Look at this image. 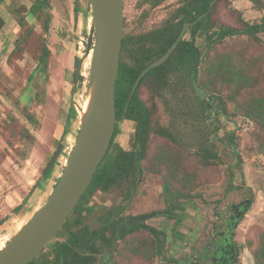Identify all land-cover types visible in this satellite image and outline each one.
<instances>
[{
    "label": "rangeland",
    "instance_id": "374dc122",
    "mask_svg": "<svg viewBox=\"0 0 264 264\" xmlns=\"http://www.w3.org/2000/svg\"><path fill=\"white\" fill-rule=\"evenodd\" d=\"M182 1L168 0L161 6H180ZM141 2L142 0H124L126 13L130 11L133 14L134 6H148ZM21 4L30 8L32 0L0 1V16L4 21V26L0 28V250L53 192L79 132L80 110L88 99L91 57H86V51L92 18L88 0H53L49 10L51 21L48 35L44 34L41 19L32 20L29 13L28 24L23 29L20 28L18 15L14 11ZM245 4L244 0L219 3L214 16L217 28H241V19L261 23L264 10L258 9L252 2L247 6ZM30 29L32 34L26 36ZM45 36L51 57L48 68L42 71L35 54L38 52V44ZM258 36L260 40L256 41L264 47V32ZM238 38L245 42L251 40L248 36H237L227 38L226 42L231 43ZM241 39L239 44H243ZM19 43L23 46L22 50L18 49ZM203 44H206L205 36ZM206 51L203 50L204 57ZM81 58L84 60L81 74L83 80L73 98L72 78L77 67L76 60ZM258 69L261 70L260 76L264 84V62ZM33 71H37L42 77L39 83L37 80L29 81ZM175 94L171 92L170 99L173 103L168 106V113L163 108L162 101L155 98L156 118L162 126L173 125L171 131L179 135V144H183V147H178V151L188 158L197 151L201 152L202 135L206 130V133L210 132L209 135L213 136H209V144H213L217 153L213 166L196 169L194 164L185 161L191 171L196 170L199 180L191 190L182 189L184 195L189 196L181 198L173 193L179 185L164 179L165 173L147 170L165 169L166 164L149 160V164H143L141 183L134 187L133 190H136L130 201L124 198L118 188H113L108 193L97 192L89 202V207L97 209L86 215L84 222L89 223L92 230L100 229L101 224L96 218L111 208L124 205L126 208L122 211V216L125 218L154 211H172L176 214L175 217L157 216L145 222L158 230L169 231L174 228L171 229L169 240L171 248L178 250V254H168L167 258L173 260L175 257L178 261L169 264H207L195 259L189 263L186 258L195 254L194 251L199 250L202 243L209 242L207 234L222 219L219 216L222 211L225 212L230 204L249 199L251 206L235 231V240L241 250L242 264H255L249 242L256 244L258 231H264V130H257L255 124L234 107L235 104L229 103L224 111L218 100L208 95L205 96L206 99L213 104L210 116L205 118L202 126L193 120L187 122L180 99L176 102L181 95ZM142 96L149 103L146 89L142 91ZM72 107L76 115H71ZM28 114L35 117L37 124L28 120ZM23 129H28L34 135L33 144L20 138V131ZM133 134L134 126L128 125L122 129L115 143L129 150ZM160 143L163 145L166 142L156 144ZM60 144L63 145L61 156L49 174L43 177V170L47 168ZM156 149L158 146L154 150ZM155 158L153 155L152 160ZM180 168L182 166L178 169ZM19 206L21 209L14 211ZM62 232L65 233V230ZM140 238L150 239L151 236L146 229H140L125 239H119L114 257L116 264H165L161 256L150 261L134 255L129 240ZM60 240L62 239L55 238L51 243ZM105 247L99 251V260L108 253Z\"/></svg>",
    "mask_w": 264,
    "mask_h": 264
},
{
    "label": "trees",
    "instance_id": "16d2710c",
    "mask_svg": "<svg viewBox=\"0 0 264 264\" xmlns=\"http://www.w3.org/2000/svg\"><path fill=\"white\" fill-rule=\"evenodd\" d=\"M1 2L3 0H0ZM53 0H32L30 8L21 4L14 13L18 15V25L23 29L27 23V15L32 20H40L44 24V34L49 33L50 7ZM168 0H142V5L148 6H161ZM214 0H183L180 6H188L190 15H187L191 21L195 20L198 16L207 14L200 21L203 27V39L205 36V45L203 44V50H207L205 57L202 56L201 65V81L200 84L204 89V100L202 102L203 113L202 120L209 117L212 109V102L206 99L205 96L215 98L218 100V104L221 110H226V106L235 104L234 107L238 108L242 115L251 120L256 129L259 131L264 130V84L260 76L258 67L264 62V47H261L257 41L260 40L259 34L264 32V18L261 23L248 22L241 19L242 27L234 26H219L217 28V21L214 16L217 12L218 4L228 0H216L212 6ZM231 1V0H229ZM254 6L260 10H264V0H249ZM182 9L181 11H184ZM182 17V16H179ZM186 17H182L186 18ZM243 18V17H242ZM180 27L175 30V25H172V30L167 33L168 40L166 42H160L161 49L158 46L153 51L149 50L143 56H138L134 47L129 45L127 51L124 52L122 59L119 77L116 85V116L122 118L125 114V108H127L126 118L131 120H138L139 126L137 127L138 143L140 144L141 153V167L144 169V163L149 164V160L158 162L161 165H165V169H150L152 172L165 173L164 179L168 182H174L179 185L175 187L173 193L177 197H188L184 195L183 190H191L193 185L197 183L199 177L196 176V170L189 169L186 166L185 161L194 164V168H209L213 166V159H217V153L214 151L213 144L210 145L209 133L204 132L202 135L201 152L193 153L191 157L181 155L178 151V147H170L169 140H180L179 135L170 131L167 127H164L159 122L157 115V105L153 101L157 98L159 91V83L165 81L164 74L160 73L161 68L170 65L171 69H175V72L182 73L184 68V60L186 59V47L183 42L178 46L176 51L172 54L169 60L161 67L151 70L141 81L140 86L133 96L132 100L128 102L131 89L140 73L148 67L151 63L158 60L171 46L177 35L179 34ZM4 26V21L0 16V28ZM32 30H28L26 36L32 34ZM163 35V34H162ZM237 36H248L251 38L249 41H244L241 38L227 43V38H234ZM26 37L23 39L25 41ZM243 44H239V41ZM257 40V41H256ZM237 42V44H236ZM47 36L42 39V42L38 44V52L35 54V59L38 62V67L42 71L48 68V63L51 57V51L47 46ZM127 44V42H125ZM159 44V42H158ZM157 45V44H156ZM23 46L19 43L18 49L22 50ZM160 50V51H159ZM151 51V52H150ZM79 59L76 60V65ZM75 72L73 73L72 83L74 82ZM42 77L37 74V71H33L29 81L37 80L38 83ZM81 76L80 81L82 82ZM173 82V80H172ZM145 85V86H144ZM146 89L149 93L147 99L149 103L142 96V90ZM32 99V98H31ZM71 115H76L74 107L71 108ZM184 116H188L186 112ZM28 120L37 124V120L31 114L27 115ZM153 126V127H152ZM154 130L158 134H163L164 139L158 140V142L165 141L163 145L156 144L158 149L155 150V160L150 157L154 149H151V145L148 142L149 133ZM118 133L116 130L113 140L111 142L110 149L100 164L89 188L83 195L79 204L70 215L68 220L62 227L67 234L66 247H58L55 249L56 259L62 261H72L74 264H95V257L91 253H87L88 249L94 251H100L103 246L109 248L113 242L114 228L117 225L112 216L116 215L117 208H111L105 214H102L100 223L102 227L94 232H89L85 225L84 212H92L94 208L89 207L90 199L97 192L108 193L113 188H118L124 194V198L128 201L132 198L133 189L136 186V182L139 177V169L136 165L137 156L135 152H126L118 144L115 143V137ZM20 138L25 139L28 143L33 144L35 142L34 135L28 130L23 129L20 131ZM177 138V139H176ZM196 138V137H195ZM259 139V137H257ZM210 143V144H209ZM152 145V146H153ZM178 145V144H177ZM155 146V147H156ZM179 152V153H178ZM54 156V155H53ZM52 156V158H53ZM50 163V162H49ZM182 166V168L178 169ZM46 168L42 172V176L45 177L49 174L45 172ZM158 172V173H159ZM193 174L195 176H193ZM170 177L173 178L170 180ZM181 177V178H180ZM180 182V183H179ZM183 189V190H182ZM21 206L14 209L19 211ZM119 209V208H118ZM73 222V225H71ZM116 226V232L119 230ZM140 229H146L151 238H140L139 240H129L131 243V249L135 256L140 257L142 260H152L155 257H159L162 253V247L164 245L165 234L152 227L142 226L136 224L133 227L127 229L124 234L119 236V239H125L127 236L139 231ZM101 240L100 246H97V241ZM71 245V246H69ZM74 246V247H73ZM76 248V250H75ZM249 248L252 250L255 264H264V231L260 230L257 234V243L253 241L249 242ZM78 249L82 252L79 253ZM72 251L73 254L68 253ZM171 260H169L170 262ZM165 262V264H169Z\"/></svg>",
    "mask_w": 264,
    "mask_h": 264
},
{
    "label": "water",
    "instance_id": "95a60500",
    "mask_svg": "<svg viewBox=\"0 0 264 264\" xmlns=\"http://www.w3.org/2000/svg\"><path fill=\"white\" fill-rule=\"evenodd\" d=\"M216 0L212 2V6ZM92 12L86 57L92 52L87 84L88 99L80 110L79 132L65 168L49 198L37 209L29 221L0 250V264H29L55 237L73 213L89 188L113 140L116 125V84L124 36V0H88ZM207 14L199 17L198 21ZM187 28V27H186ZM186 28L158 60L150 64L138 77L131 97L140 80L152 69L165 63L177 48ZM84 60L78 61L72 97L78 90ZM130 97V99H131ZM60 144L45 172L53 168L61 156ZM168 213V212H166ZM156 214L132 218L121 234L136 223ZM117 246V237L110 257Z\"/></svg>",
    "mask_w": 264,
    "mask_h": 264
},
{
    "label": "flooded vegetation",
    "instance_id": "af4514ba",
    "mask_svg": "<svg viewBox=\"0 0 264 264\" xmlns=\"http://www.w3.org/2000/svg\"><path fill=\"white\" fill-rule=\"evenodd\" d=\"M182 9H185V10L181 11ZM187 9H188V6H134L133 7L134 13L131 14L130 11L126 13V9L124 7V36L122 40L120 65L124 57L123 54L125 51L128 50L129 45L135 48L136 54L140 57V56L145 55V53L149 50L153 51L156 46H158L159 49H161L162 46H164V44L162 45L160 42H166V40H168V38H166L167 37L166 35L168 32H170V30H172V25H175L176 28L174 31H176L177 28L180 27L179 24L181 23V29L179 30V34L177 35L175 41L180 36L182 31L187 27L181 41L178 44L179 46L183 42V44L186 47V53H187L186 59L184 60L185 64H184L182 73L180 75V73L175 72L176 68L172 70L170 65L165 66L164 68H161L160 73L164 74L165 81L163 83L161 82V84L159 83V91L157 94V98H159V100L162 101L163 108L167 112V110H169L168 106L171 104V102L173 103V101L170 99L171 92L173 91L174 93H176L175 95H181L179 96L180 98L176 100V102H178V100L180 99L182 103V107H183V112H186V114L188 115L187 122L193 120V122H196L197 124L199 123V125L201 124L202 126L203 121L200 120L202 119V113H203L202 102L204 100V90L200 84L201 65H202V56H203V27L200 24V21L202 18L198 21L199 17H201L202 15L198 16L195 20L191 21L189 18L186 17L187 15H190V11ZM193 14L195 13L192 12L190 16H192ZM179 16L186 17V18L182 19V17H179ZM125 42H127V44H125ZM171 46H169V48ZM161 57H159L158 59H160ZM119 70H120V67H119ZM144 77L140 80L139 84L136 87L135 92L133 93L131 97L132 90L138 78L136 79L134 86L131 89L128 102L132 100L133 96L137 92L140 86V83L144 79ZM151 102L156 104L155 100ZM166 104H167V109H166ZM127 108L128 106L124 110L125 114L127 112ZM212 111H213V104H212V109L210 111V114L212 113ZM125 114L122 116V118H117L118 122L116 125V130H118V133L115 137V141H116L117 136L120 134V132L122 131L124 127H127L128 125L134 126V134L132 136L130 149L128 150V149L123 148L120 144L118 145L126 152L136 153L137 162H138V165L136 166L138 167L140 174H139L135 187H138L139 184L141 183L142 176H143V169L140 163L141 158L139 157L141 153V148H140V144L138 143L139 139L137 137V127L139 126V121L135 119L134 120L127 119ZM164 127H167L170 131L172 130L170 126L169 127L164 126ZM160 139L165 140V136L163 134H158L154 130H152L149 133L148 142L151 145V149L153 148L152 145L155 142H158V140ZM179 141L180 140H175V141L169 140L170 147L176 148V147L182 146L183 144L182 143L179 144ZM153 149H155V147ZM152 153L155 154V150H153ZM250 206H251V200L249 199H245L238 204H230L225 210V212L222 211L220 213L219 216H222V219L219 220L217 218V221L218 220L219 221L208 232L207 238L209 242H205L204 244L202 243L201 248H199V250L194 251L195 254H190L191 255L190 258L187 256L186 260H189V263H191L192 260L195 259V260H198V262L204 261L207 264H242L243 262L241 261V258H240L241 250L235 240V231L239 227L243 219V216L247 214V211L249 210ZM92 208H94L93 211L97 209L94 206ZM118 208H117L118 211L116 212V215L112 216L113 220L111 221V222H116L117 223L116 226L119 227L118 228L119 230L117 232H116V226L114 228V235H113V242H112V245H113L114 238L117 237L116 249L114 250L113 254L110 257V251L112 248V245H111L109 248H107L108 253H106L105 256H103L100 260L98 258L100 254L99 251L88 249L87 253L89 254L92 252V254L95 257V262H94L95 264H116L114 257L116 255V250L118 248L119 236L124 234V233L121 234L122 228L129 222L130 219L140 217V216H135V217L125 218L124 216H122V211L126 208V205L118 207ZM92 212H89V213L84 212L85 217L86 215H89ZM149 214H156L155 216L151 218H154L157 216H166V217L172 218L176 216V214L173 213L172 211L171 212L170 211H159V212L154 211ZM145 215H148V214H144L141 216H145ZM99 218H101V216L97 217L96 219L100 223ZM151 218L138 222L136 224H141L142 226L151 227V226L146 225L145 223ZM85 225L87 226L89 232L96 231V230H92L89 228V223H85ZM130 227H133V226H129L128 229ZM154 229L158 230L157 228H154ZM171 229L169 231L164 230V229L159 230L160 232L165 234V237L163 238L164 245L162 247V253L160 254L163 262L164 261L169 262V259L167 258L168 254H171V253L178 254V250L176 249L174 250L170 246L171 241L169 240L170 238L169 235L172 232ZM55 238H58V239L61 238L62 240L56 243H51L53 241L52 240L45 248H43V250H41V252L37 255V257L29 264H74L72 262L73 260L72 261L71 260L70 261L68 260L60 261L56 259L55 249L58 247L67 246L65 244L67 243L66 242L67 234L62 232V228L58 231V233L55 235L53 239ZM97 243H98L97 246H100L99 244L101 243V240H98ZM78 252L81 253L82 250L78 249ZM68 254L72 255L73 252L70 251ZM194 255L197 258H195ZM172 259L173 260H171L170 262L175 263L178 261V259H176L175 257H173Z\"/></svg>",
    "mask_w": 264,
    "mask_h": 264
},
{
    "label": "bare ground",
    "instance_id": "6f19581e",
    "mask_svg": "<svg viewBox=\"0 0 264 264\" xmlns=\"http://www.w3.org/2000/svg\"><path fill=\"white\" fill-rule=\"evenodd\" d=\"M91 19H92V18H91ZM90 57H92V52H91L90 55H89V58H90ZM90 63H91V58H90ZM84 107H85V104H84V106L82 107V109H84ZM5 246H6V245H5ZM5 246H4V247H5ZM4 247H3V248H4ZM3 248H2V249H3ZM2 249H1V250H2Z\"/></svg>",
    "mask_w": 264,
    "mask_h": 264
},
{
    "label": "crops",
    "instance_id": "0c3cea01",
    "mask_svg": "<svg viewBox=\"0 0 264 264\" xmlns=\"http://www.w3.org/2000/svg\"><path fill=\"white\" fill-rule=\"evenodd\" d=\"M244 2H246L245 6L249 5L248 3H251L249 0H244Z\"/></svg>",
    "mask_w": 264,
    "mask_h": 264
}]
</instances>
